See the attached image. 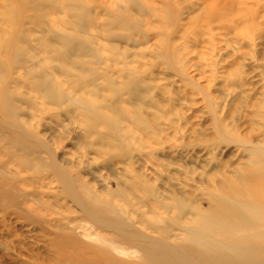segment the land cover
<instances>
[{"label": "rangeland", "instance_id": "obj_1", "mask_svg": "<svg viewBox=\"0 0 264 264\" xmlns=\"http://www.w3.org/2000/svg\"><path fill=\"white\" fill-rule=\"evenodd\" d=\"M252 145L264 0H0V264H71L52 239L82 218L56 165L116 205L134 180L138 197L205 212L209 176L264 175ZM11 186L35 198H2Z\"/></svg>", "mask_w": 264, "mask_h": 264}, {"label": "bare ground", "instance_id": "obj_2", "mask_svg": "<svg viewBox=\"0 0 264 264\" xmlns=\"http://www.w3.org/2000/svg\"><path fill=\"white\" fill-rule=\"evenodd\" d=\"M25 140L21 132L19 141ZM245 150L250 162L264 157L263 146ZM56 166L55 182L66 189L82 218L77 224L58 226L52 239L57 257H72L71 264H264V175L253 167L233 166V172L221 169L218 176H209L208 210L186 213L178 210L182 208L176 198L162 206L152 202L154 197H138L134 180H129L127 192L118 191L115 199L121 204L116 205L108 193L76 181ZM10 189L19 196L5 191L1 197L15 203L21 198L22 204L27 197L35 198L15 186Z\"/></svg>", "mask_w": 264, "mask_h": 264}]
</instances>
